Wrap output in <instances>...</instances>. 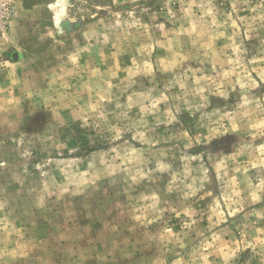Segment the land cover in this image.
Returning a JSON list of instances; mask_svg holds the SVG:
<instances>
[{"label": "rangeland", "instance_id": "rangeland-1", "mask_svg": "<svg viewBox=\"0 0 264 264\" xmlns=\"http://www.w3.org/2000/svg\"><path fill=\"white\" fill-rule=\"evenodd\" d=\"M0 264H264V0H0Z\"/></svg>", "mask_w": 264, "mask_h": 264}, {"label": "water", "instance_id": "water-1", "mask_svg": "<svg viewBox=\"0 0 264 264\" xmlns=\"http://www.w3.org/2000/svg\"><path fill=\"white\" fill-rule=\"evenodd\" d=\"M81 23L80 22H78V23H76V24H74V25H66L64 28H65V30H67V31H71V30H73L74 28H77L79 25H80ZM12 59L13 60H20L21 59V54H19L18 52H14L13 53V55H12Z\"/></svg>", "mask_w": 264, "mask_h": 264}, {"label": "bare ground", "instance_id": "bare-ground-1", "mask_svg": "<svg viewBox=\"0 0 264 264\" xmlns=\"http://www.w3.org/2000/svg\"><path fill=\"white\" fill-rule=\"evenodd\" d=\"M62 15H63V7H61L60 11L58 13H56V16H55L56 20L55 21H57V24H58L59 20L61 19V18L59 19V17H61Z\"/></svg>", "mask_w": 264, "mask_h": 264}]
</instances>
